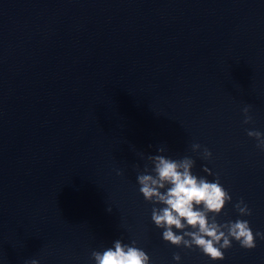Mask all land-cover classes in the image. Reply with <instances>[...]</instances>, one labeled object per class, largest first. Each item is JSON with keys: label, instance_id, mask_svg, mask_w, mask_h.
Here are the masks:
<instances>
[{"label": "water", "instance_id": "obj_1", "mask_svg": "<svg viewBox=\"0 0 264 264\" xmlns=\"http://www.w3.org/2000/svg\"><path fill=\"white\" fill-rule=\"evenodd\" d=\"M247 130L264 133V0H0V264H95L117 239L150 264H264L259 238L217 261L165 242L137 182L149 155L188 156L232 196L217 221L264 232Z\"/></svg>", "mask_w": 264, "mask_h": 264}, {"label": "clouds", "instance_id": "obj_2", "mask_svg": "<svg viewBox=\"0 0 264 264\" xmlns=\"http://www.w3.org/2000/svg\"><path fill=\"white\" fill-rule=\"evenodd\" d=\"M242 111L243 123H252L250 106H245ZM247 135L255 139L258 149L264 151V133L247 130ZM201 148L198 143L192 145L194 152ZM164 151L163 147L157 149L158 153ZM202 158H212V152L207 147H203ZM147 159L152 167L145 165L143 172L137 174V182L144 199L154 205L151 220L157 228L163 230L162 238L165 242L176 247L198 248L211 260L217 261L225 259L224 250L232 247L233 240L246 250L256 248L257 238L264 241V232L254 233L247 220L217 221L222 210L232 202V196L220 183L218 174H215L214 182L194 175L192 169L195 160L188 156L174 160L157 154L149 155ZM202 170L209 176L213 175L207 166ZM117 175L122 173L117 171ZM233 207L241 217L252 215V210L243 198ZM174 229L181 234H177ZM91 258L95 264H150V257L136 246L135 240L126 244L117 239L112 247L102 252L92 251ZM173 260L179 262L180 254L174 253ZM26 264H39V261L32 259Z\"/></svg>", "mask_w": 264, "mask_h": 264}]
</instances>
